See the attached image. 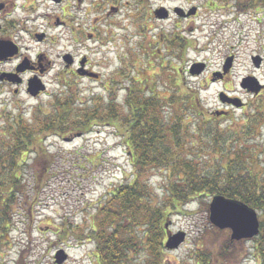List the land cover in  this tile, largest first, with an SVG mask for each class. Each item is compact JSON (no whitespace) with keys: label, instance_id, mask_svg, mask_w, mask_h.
I'll list each match as a JSON object with an SVG mask.
<instances>
[{"label":"rangeland","instance_id":"1","mask_svg":"<svg viewBox=\"0 0 264 264\" xmlns=\"http://www.w3.org/2000/svg\"><path fill=\"white\" fill-rule=\"evenodd\" d=\"M10 1H25L28 7L18 15L29 16L30 27L22 36L15 34L22 53L31 57L40 52L52 68L45 76L46 90L39 96H30L25 89L15 95L12 87L0 86L1 125L13 117H37L50 109L57 96L68 94L81 101L106 96L121 104L133 78L153 82L162 97L173 91L172 82L181 88L196 89L205 120H213L206 122L210 123L208 128H217L221 135L239 134L247 116L258 107L264 110V0H251L252 4L244 9L238 7L237 0ZM246 1L240 0L241 4ZM35 33H43V40H34L31 34ZM175 36L190 45L183 49L170 43ZM67 54L77 60L85 57L87 68L100 77L86 79L69 73L66 79L70 90L61 88L55 76L66 63L61 55ZM253 57L259 59L258 66ZM10 67L12 64H7L4 69ZM250 77L261 86L258 91L252 90L255 85L250 86L251 82L249 89L241 87L243 79ZM221 96L237 99L241 105L223 102ZM260 132L257 140L254 134L243 140L245 148L234 146L235 152L247 151L243 157L249 155V148L257 146L261 150L258 163L264 164V122ZM202 134H206L204 127ZM206 139L203 147L197 148L201 162L208 158L210 145ZM43 141L55 156L52 170L46 172L43 161L35 163L33 154L26 157L24 193L12 204L9 225L0 243V264H96L90 240L64 239L57 229L69 224L86 230L97 202L131 172L125 143L106 125L94 126L80 135L49 134ZM229 156L234 155L229 152ZM80 163L85 170L79 169ZM249 166L255 172L262 169L259 165ZM38 175L46 177L41 187L34 184V176ZM151 175L154 187L159 189L163 173L155 170ZM211 198H194L183 207L184 212L172 213L166 222L168 232H183L185 239L165 253V264H195V250L213 254L229 238L228 229L215 232L208 220ZM258 215H262L260 210ZM253 238L237 245L233 256L219 264H258ZM60 250L67 256L57 263L55 255Z\"/></svg>","mask_w":264,"mask_h":264},{"label":"trees","instance_id":"2","mask_svg":"<svg viewBox=\"0 0 264 264\" xmlns=\"http://www.w3.org/2000/svg\"><path fill=\"white\" fill-rule=\"evenodd\" d=\"M237 1L240 9L252 4L251 0L243 4ZM169 42L183 49L190 45L177 36ZM171 85L173 91L162 97L153 82L133 78L121 104L106 96L81 101L68 94L57 96L50 109L37 117H13L0 124V243L9 225L12 204L24 193L26 157L33 154L35 163L43 161L49 172L55 156L48 152L45 136L86 134L94 126L106 125L124 141L131 172L97 202L86 230L64 224L57 229L60 237L90 240L96 264H165L164 255L169 252L166 222L172 213L184 212L183 207L194 198L221 195L262 212L252 248L258 264H264V164L258 163L261 150L257 146L249 148V155L243 157L247 151L235 152L234 146L245 148L242 142L250 134L255 140L259 138L264 110L258 107L247 116L239 134L221 135L217 128H208L210 123L206 122L213 120H205L196 89L181 88L177 82ZM203 127L206 134L200 135ZM205 138L210 147L206 150L207 160L201 162L197 148ZM229 152L234 156L230 157ZM211 153L214 157H209ZM83 159L95 166L93 161ZM247 163L262 169L255 172ZM82 164L78 167L85 170ZM155 170L163 173L159 189L153 185L151 172ZM45 179L44 175L34 176L35 186L41 187ZM202 203L207 206L206 200ZM245 242L229 236L213 254L195 250V264H219Z\"/></svg>","mask_w":264,"mask_h":264},{"label":"flooded vegetation","instance_id":"3","mask_svg":"<svg viewBox=\"0 0 264 264\" xmlns=\"http://www.w3.org/2000/svg\"><path fill=\"white\" fill-rule=\"evenodd\" d=\"M0 1H5L4 3L0 2V42H3L4 45H2V47L5 48V52H7L8 49L6 45H10L11 50H14V53L12 55H7L5 58L3 57V59L0 60V86H10L12 87V92L15 95H19L21 89H25L26 91L27 82L31 78H37L43 84L47 85L45 76L50 73L52 68L49 60H46L44 54L40 52H37L31 57L26 54L24 55L22 53V45H20V42L15 36V34L17 33L22 36V32H26V30L30 27V25L28 24L29 16H19L20 14L25 12V9H28V7L25 5V1H22L20 4L15 3V1L12 3L10 0ZM9 3L12 6L8 7ZM18 8L20 9L19 12L17 11ZM31 35L35 38L34 40L36 41H42L44 38L43 33H35ZM64 56L65 55H61L62 61H64ZM69 61L70 64L68 63V65L65 63L62 70L58 71L55 76V78L60 83L59 86L61 88H69L68 90H70V87L68 86L69 80L66 79L69 73L70 76L73 77L93 79L92 77L90 78V76H88V73H91V70L87 68L88 61L85 57L77 60L74 59L70 54ZM81 61H83L84 63H81ZM7 64H12V67H10L9 69H4L5 65ZM21 66H24V69L17 73V68ZM74 66L75 68L72 69V67ZM16 79H20V82L16 83L15 81H12ZM42 92H40L36 96H39L40 94H42Z\"/></svg>","mask_w":264,"mask_h":264},{"label":"water","instance_id":"4","mask_svg":"<svg viewBox=\"0 0 264 264\" xmlns=\"http://www.w3.org/2000/svg\"><path fill=\"white\" fill-rule=\"evenodd\" d=\"M178 15L183 16V12L176 10ZM189 14V13H188ZM165 13L163 15L166 16ZM3 42H0V60L5 58L7 55H12L14 50H11V46H7V52H5V48L2 47ZM64 61L66 63H70L69 55L64 56ZM253 62L256 66L259 65V59L253 57ZM83 63V62H82ZM229 65V60L227 61V66ZM24 69V66L17 68V73ZM90 77H98L96 73H88ZM16 83L20 82V79L12 80ZM251 82V83H250ZM248 83L250 86L255 85L252 90L258 91L260 89V85L257 84L251 77L247 79H243L241 83V87L247 88ZM45 86L43 83L37 78H31L27 82L26 91L31 96H36L40 91H43ZM221 101H225L228 104H232L234 106H240L241 103L237 99H232L229 97H222ZM208 220L211 225L219 229H229L230 230V239L231 240H240V239H251L254 236L259 234V219L257 212L246 205L243 202L237 200H231L225 198L221 195H215L212 197L209 205H208ZM185 239V234L183 232H178L173 235H168L166 241V247L168 249H173L178 247ZM66 254L60 250L56 255L55 259L57 263L62 262L66 258Z\"/></svg>","mask_w":264,"mask_h":264}]
</instances>
